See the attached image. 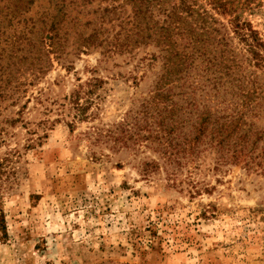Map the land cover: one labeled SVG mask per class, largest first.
Here are the masks:
<instances>
[{"label":"rangeland","instance_id":"1","mask_svg":"<svg viewBox=\"0 0 264 264\" xmlns=\"http://www.w3.org/2000/svg\"><path fill=\"white\" fill-rule=\"evenodd\" d=\"M10 1L0 0V66L10 62L17 17L36 16L47 6V0H36L15 17ZM197 1L213 12L212 0ZM222 1L227 10L216 16L231 28L232 17L242 23L229 30L232 45L263 57L254 69L264 81V0ZM68 57L54 60L25 95L42 89V97L51 99L68 93L77 77L84 81L95 75L100 117L109 120L147 91L152 77L149 73L135 84L128 77L131 64L123 65L120 57L116 65L99 62L97 51ZM0 100V127L8 132L0 154L13 147L19 151L12 164L15 175L0 187V264H264L260 168L241 162L216 167L207 156L198 169L181 168L179 182L170 185L163 169L149 175L140 170L143 160L159 157L150 149L115 154L103 144L88 146L81 133L97 118L77 122L73 132L56 120L29 135L20 121L5 120L15 117L24 97ZM35 101L28 102L25 118H57L37 113ZM44 132L25 146L26 138ZM91 150L100 151L97 158Z\"/></svg>","mask_w":264,"mask_h":264},{"label":"trees","instance_id":"2","mask_svg":"<svg viewBox=\"0 0 264 264\" xmlns=\"http://www.w3.org/2000/svg\"><path fill=\"white\" fill-rule=\"evenodd\" d=\"M35 1L11 0L10 15L17 17ZM212 5L216 13L197 0H47L38 15L15 22L10 62L0 66V99L25 102L5 120L20 121L31 135L52 121L62 120L73 132L77 122L97 118L81 133L88 146L103 144L115 154L150 149L159 157L143 160L140 170L149 175L163 169L170 185L179 182L181 168L198 169L207 156L216 167L241 162L264 171V81L254 69L263 57L233 47L229 30L242 23L232 17L228 27L216 16L226 12V4L212 0ZM92 51L99 62L116 65L120 57L123 65L131 64L134 74L130 70L128 77L135 84L152 74L147 91L132 98L122 115L100 117L95 75L77 77L68 93L51 99L42 97V89L25 95L54 60ZM33 99L37 113L57 118H25ZM7 133L0 127V143ZM45 136L26 138L25 146ZM97 152L91 150L94 158ZM18 155L15 147L0 154V187L15 175Z\"/></svg>","mask_w":264,"mask_h":264}]
</instances>
